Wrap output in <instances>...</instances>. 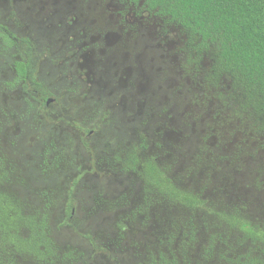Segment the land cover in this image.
I'll return each instance as SVG.
<instances>
[{"label": "rangeland", "instance_id": "374dc122", "mask_svg": "<svg viewBox=\"0 0 264 264\" xmlns=\"http://www.w3.org/2000/svg\"><path fill=\"white\" fill-rule=\"evenodd\" d=\"M0 24L30 41L50 95L8 87L13 57L0 47L3 189L47 215L60 254L72 264L242 262L248 244L221 215L264 228V135L230 111L226 80H202L207 63L185 66L177 29L130 0H0ZM130 154L203 207L148 187L124 168Z\"/></svg>", "mask_w": 264, "mask_h": 264}, {"label": "trees", "instance_id": "16d2710c", "mask_svg": "<svg viewBox=\"0 0 264 264\" xmlns=\"http://www.w3.org/2000/svg\"><path fill=\"white\" fill-rule=\"evenodd\" d=\"M134 6L177 29L183 36L182 52L188 69L200 70L202 80L218 89L227 81L225 100L237 117L251 120L264 135V0H130ZM0 47L13 57L14 78L8 87L50 96L36 80L37 59L28 39L17 38L0 24ZM43 105V104H42ZM126 170L136 172L146 185L163 191L171 201L189 209L204 202L174 187L152 162L140 165L128 155ZM0 172V264H72L71 252L60 254L48 231V218L28 213L24 204L7 193ZM226 226L240 234L248 253L239 264H264V228L222 213ZM210 251V250H209ZM208 252V251H207ZM156 264V263H153ZM161 264V263H159Z\"/></svg>", "mask_w": 264, "mask_h": 264}]
</instances>
